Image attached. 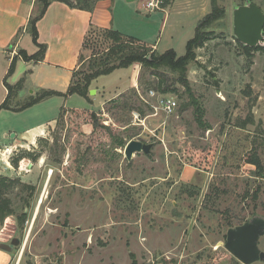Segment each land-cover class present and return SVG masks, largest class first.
Here are the masks:
<instances>
[{
    "label": "rangeland",
    "instance_id": "rangeland-1",
    "mask_svg": "<svg viewBox=\"0 0 264 264\" xmlns=\"http://www.w3.org/2000/svg\"><path fill=\"white\" fill-rule=\"evenodd\" d=\"M102 1L96 4L109 7L115 26L154 44L159 53L172 49L177 56L185 54L198 22L211 11V0H159V8L151 10L143 0ZM217 3L224 14L205 28L213 38L195 50L196 61L186 72L202 110L201 126L195 107H184L190 99L177 72L159 69L162 87L176 91L150 89L157 93L151 97L147 89L158 80L140 66L137 87L102 105H93L96 95L88 90L84 98L53 94L22 110H0V148L23 143L21 136L27 140L37 126L56 118L43 142L37 138L23 148L38 155L35 161L26 158L12 166L18 149L10 146L0 155V176L36 188L30 197L22 194L30 202L23 222L14 215L0 222V246L12 247L0 248V264H242L224 242L229 228L264 220V50L247 52L233 32L234 10L249 2ZM253 3L264 14V0ZM22 34L17 53L33 51L29 30ZM108 42L104 32L87 34L74 85L97 69ZM15 64L18 75L23 65ZM126 73L104 79L111 84ZM159 96L175 98L173 113L154 109ZM16 99L11 104L29 98ZM133 139L151 144L150 153L127 160L124 148ZM254 155L260 167L248 162ZM258 246L264 252V236Z\"/></svg>",
    "mask_w": 264,
    "mask_h": 264
},
{
    "label": "crops",
    "instance_id": "crops-1",
    "mask_svg": "<svg viewBox=\"0 0 264 264\" xmlns=\"http://www.w3.org/2000/svg\"><path fill=\"white\" fill-rule=\"evenodd\" d=\"M108 2V0L102 1V3L106 4ZM33 5L34 0H0V104L7 96L6 84L13 86L20 79H23L24 82L22 88L16 94V100L30 98V94L37 90L65 93L71 83L74 72L78 68L82 45L91 27L108 28L129 36L127 32L113 24V18L108 11L109 7L99 9V4H96L93 11L89 12L71 8L62 2L52 1L36 24L38 31L37 41L39 44L45 45L42 59L25 61L21 57H17L14 66L18 62L25 67L21 65L22 68L18 75H16L17 68H14L13 72L8 75L11 60L17 55L16 50L20 47L23 38L22 32L26 30ZM143 7L146 8L144 0ZM136 39L141 41L138 38ZM15 40L16 42L14 43ZM141 43L157 51L154 44L150 45L145 43V41ZM37 49L34 44L33 51L22 50L28 55H32ZM119 70H126L127 73L115 78V82L111 84L104 79L105 76H111V74ZM139 70V65L116 68L109 74L100 75L92 80L88 90L95 92L96 96L91 99L93 105H102L104 100L111 96L124 93L128 89L134 88V86L137 87L136 82ZM121 80L123 81L121 82ZM109 85L111 89L108 87ZM36 94L38 93L36 92ZM53 96L69 100L75 95L63 96L55 94ZM63 108L64 106H62L61 110ZM55 120L56 118L53 117L46 120V125L37 126V131L27 140H24L23 136H21L23 143L12 142L6 146L14 148L15 151L19 148H26V145H34L35 140L40 137L43 138L47 128ZM151 149L152 146L150 151Z\"/></svg>",
    "mask_w": 264,
    "mask_h": 264
},
{
    "label": "trees",
    "instance_id": "trees-1",
    "mask_svg": "<svg viewBox=\"0 0 264 264\" xmlns=\"http://www.w3.org/2000/svg\"><path fill=\"white\" fill-rule=\"evenodd\" d=\"M52 1L62 2L68 5L71 8L81 9L86 11H93L95 4L98 0H34V8L31 13V16L28 20V24L26 30L28 29L33 43L37 46V51L32 54L28 55L24 50H20L17 55H15L10 63L8 69V75L13 72L14 69V62L17 57H21L25 61L29 60H41L45 51V45L39 44L37 41L38 38V31H37V21L43 16L46 11V8ZM249 3L255 2V0H247ZM224 14V10L218 6L217 0H211V11L207 14L203 19H201L196 28L193 38L187 41L186 43V51L183 56H177L175 51L170 49L163 53H159L156 50L148 47L144 43H141L134 37L127 36L118 32L116 30L108 29V28H97L91 27L90 31H101L105 33V38L108 42L107 47V55L106 57L99 62L97 69L89 76L85 77L83 83H76L74 85L73 77L71 83L66 90L65 93H56L53 91H45L35 96H31L28 100L23 103H13V99L16 97L17 92L23 86V79H20L15 85L11 86L6 84L7 88V96L5 100L0 104V110L7 109L12 111L22 110L27 108L35 103L39 102L40 100L53 95V94H60L63 96H70V95H78L81 97H86L88 93L89 86L95 78L100 75L109 74L116 68H124L132 65H139L141 68H146L149 70V75L157 78V82L154 86L150 89H155L160 91V93H170L175 92L176 89L169 86H164L163 82H165V78H163L159 72V69H170L174 72H177L178 77L176 81L182 85L185 89V92L188 94L189 101L188 103L184 104V107H188L189 105H193L195 107V120L201 126L202 121V110L199 109L198 103L194 96L191 93L189 82L186 78L187 67L191 61H196V53L195 50L198 48L204 47L207 40L212 39L211 31H206L205 28L211 22L215 20H219L222 18ZM264 30V29H263ZM88 32V33H89ZM85 42V39H84ZM83 42V45H84ZM240 43V42H239ZM82 45V47H83ZM240 45L247 51V52H255L264 50L260 46H253L249 47L247 45ZM81 54L79 55L80 59ZM127 110H132L133 107L130 104H124V107ZM143 113V112H142ZM91 124H96V116L94 114H90ZM246 122V121H244ZM248 122H252V119H248ZM38 142H43V138L40 137ZM16 157L12 158L11 165L14 167L18 166V163L22 159H29L35 161L38 157L37 154L32 153L31 151L23 148H19L16 151ZM39 154V153H38ZM249 163L254 164L255 166L260 167V161L256 155L250 157L248 159ZM258 167V168H259ZM17 188V192L13 195V197L9 196L13 193V190ZM36 192V188L34 185L29 183H24L20 181V179L9 178L6 176H0V222H2L6 217L10 215H14L18 221V223L23 222L26 211L25 209L28 208L30 202L29 198L22 196L23 193H26L29 197ZM19 197V198H18ZM17 199V201H15Z\"/></svg>",
    "mask_w": 264,
    "mask_h": 264
},
{
    "label": "water",
    "instance_id": "water-1",
    "mask_svg": "<svg viewBox=\"0 0 264 264\" xmlns=\"http://www.w3.org/2000/svg\"><path fill=\"white\" fill-rule=\"evenodd\" d=\"M263 26L264 14L255 3H246L234 10L233 32L243 45L257 46L262 39ZM89 93L92 94L93 90ZM150 148L151 144L133 139L126 144L124 156L130 160L135 153H150ZM262 236H264V220L253 218L226 231L224 248L242 264L264 262V252L258 246ZM0 248L9 252L12 247L5 244Z\"/></svg>",
    "mask_w": 264,
    "mask_h": 264
},
{
    "label": "built area",
    "instance_id": "built-area-1",
    "mask_svg": "<svg viewBox=\"0 0 264 264\" xmlns=\"http://www.w3.org/2000/svg\"><path fill=\"white\" fill-rule=\"evenodd\" d=\"M145 7L149 10L151 9H158L159 8V0H144ZM149 95L154 97L157 93L153 90H149ZM177 107V101L172 96H159L157 107H154L155 110L157 108L161 109L166 114H171L175 111ZM134 117L137 118V114H134ZM10 149L9 147L0 148V155H4L5 152H8ZM18 260L15 264H18Z\"/></svg>",
    "mask_w": 264,
    "mask_h": 264
},
{
    "label": "bare ground",
    "instance_id": "bare-ground-1",
    "mask_svg": "<svg viewBox=\"0 0 264 264\" xmlns=\"http://www.w3.org/2000/svg\"><path fill=\"white\" fill-rule=\"evenodd\" d=\"M51 176V175H50ZM48 180V177H47V179H46V181ZM46 183V182H45ZM45 192V191H44ZM44 195V194H43ZM43 196L38 200V203L40 204L42 201H43Z\"/></svg>",
    "mask_w": 264,
    "mask_h": 264
},
{
    "label": "flooded vegetation",
    "instance_id": "flooded-vegetation-1",
    "mask_svg": "<svg viewBox=\"0 0 264 264\" xmlns=\"http://www.w3.org/2000/svg\"><path fill=\"white\" fill-rule=\"evenodd\" d=\"M13 243H16L15 241H13Z\"/></svg>",
    "mask_w": 264,
    "mask_h": 264
}]
</instances>
